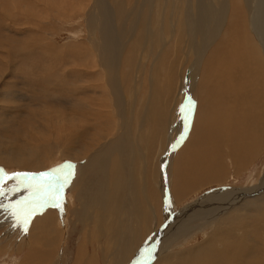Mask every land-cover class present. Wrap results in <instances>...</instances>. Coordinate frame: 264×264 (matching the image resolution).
Returning <instances> with one entry per match:
<instances>
[{
	"label": "bare ground",
	"instance_id": "1",
	"mask_svg": "<svg viewBox=\"0 0 264 264\" xmlns=\"http://www.w3.org/2000/svg\"><path fill=\"white\" fill-rule=\"evenodd\" d=\"M17 1L14 8H21ZM88 5L80 25L86 42L74 46V65L77 59L82 68L74 70V75L88 80L84 88L98 90L92 92L97 105L72 107V113L45 110L29 123L24 118L23 131L18 128L13 138L0 141V167L6 170L35 173L58 160L77 162L68 185L74 187L72 199L77 204L72 209L74 226L70 224L69 230L68 217L53 214V209L40 210L27 232L15 226L7 212L5 225L0 226V256H17L19 264H63L74 236L80 240L79 255L88 249V243L103 241L102 247L74 264H126L164 214V194H160L166 180L163 176L161 183L160 174L167 161L173 163L172 168L168 164L172 199L181 202L217 181V165L224 151L232 162L241 158L238 153H246L257 136L258 117L264 120L257 112L264 108V0H90ZM31 15L41 14L35 11ZM2 78L0 73V81ZM184 94L191 96L186 122L180 111L188 104L183 103ZM79 110L86 111L85 115L76 116ZM14 113L17 108L0 115L1 130L11 131V125L24 116ZM191 114L188 139L184 144L180 141L177 150L173 141L181 140L178 136L187 130ZM169 144L173 146L168 151ZM159 154H164L162 160ZM27 191L18 189L0 203L16 204L28 196ZM238 194L249 196L243 191ZM204 201L202 196L194 207ZM206 201L217 202V194ZM195 211L187 213L191 217L186 221L183 214L187 211L182 209L180 222L172 219L167 231H158L160 237L169 239L162 250L169 252L174 243L188 244L191 238L202 237L201 231H193L203 223L210 229L206 240L185 249L178 247L179 251H170L155 264L247 263L246 252L229 244L230 233L216 231L228 217L214 221L213 229V216ZM196 220L203 223L195 226ZM157 241L159 247L163 241Z\"/></svg>",
	"mask_w": 264,
	"mask_h": 264
},
{
	"label": "rangeland",
	"instance_id": "2",
	"mask_svg": "<svg viewBox=\"0 0 264 264\" xmlns=\"http://www.w3.org/2000/svg\"><path fill=\"white\" fill-rule=\"evenodd\" d=\"M14 1L0 0V73L3 75V78L0 81V89L2 90V91L0 90V92L3 94V97H1L0 94V110H1L0 115L7 113V111L11 112L12 108L13 109L17 108V114L14 113L12 115H18L19 113H21L24 116H19L22 117V119H20V121H17L14 125H11L10 128H13L12 130L10 129L11 131L8 132L0 129V137H2L0 141L3 139H7L9 137L13 138L18 133V128L21 129L19 131H23L22 129L25 127V125L21 126V123L24 118H27L29 123V120L30 118H32V116L34 117L36 115L44 114L46 111L49 114H53L56 113L58 110L62 111L68 109L69 113H72L71 110L72 107L87 106L91 108L97 105L96 101L92 100L93 99L92 92H96V91L98 92V90L91 89V91H89L90 89L84 88L88 84V80H85L84 77H79L74 75V70L76 69L80 70L82 68L80 64H78L79 60L77 59H76L77 64L74 65V59L76 57V54L74 52L75 50L74 46L77 43L86 42V36L84 35V33H81L83 29L81 30L80 25L83 24L85 21L86 14L84 12L86 9H88L89 7L88 3L90 0H38V1L18 0L17 4L22 5V7L18 8L16 6L17 9L14 8L15 7L13 5ZM29 4L32 5L33 7L32 6L30 7ZM27 5H29V7ZM25 8L27 10L24 13ZM29 10L31 11L30 15L28 14ZM35 11H38L41 15H39L38 17H34L33 15H31ZM88 95L91 98H89ZM84 97L86 98L84 99ZM189 98L191 100V96H189ZM87 100L90 101V103ZM184 100L188 102L187 94H184L183 103ZM80 102H82V104H80ZM193 106L196 107L197 104L193 102ZM61 111H59L60 112L59 114H61ZM257 112H260L264 115V108H261L260 111L257 110ZM85 113L86 111L79 110L78 112L75 113V115L76 116H79L80 114L85 115ZM191 117L193 120V115H192L189 118V123L185 133L183 134L180 133L179 134L180 136H178L180 139L182 137L183 138L181 140L176 138L173 141L174 142L173 145H176L177 150L179 147L178 145L179 143L176 140L181 141V143L184 140L183 142L184 144L186 142V139H188L187 135H189L190 133V128L192 124ZM258 123L259 125L257 132L258 133L260 132V134L257 133L255 140L251 141L250 148L248 149V151L246 153L244 151H240L238 155L241 158H237L239 160L235 159L233 162H232L233 160L232 157L230 155H226L227 153L224 151L220 155V161L219 164L217 165V177L219 176L217 178V181L213 184H207L204 187L198 189L199 192L198 190H196L195 192L190 193L188 195L190 198L186 196L184 200H182L181 202L176 201V203H174V200L172 199L171 189H173V185H172L171 176L168 173V164H169V168H172L173 163L170 164V161L167 159L169 161V162L167 161V168L160 174V179L162 178L161 183L163 182V176L165 177L166 186H163L162 188L163 191L166 192L165 193L162 192L160 194V195L164 194L162 195L163 196L162 205L165 206V211L163 212L164 214L161 216L162 219L159 225H157L159 227L156 229L157 227L156 224H153L154 226L153 231H151L148 235L146 234L143 237V239L138 244L141 247H137V246L135 247L133 253L134 255L133 254L131 255V260L130 261L128 260L126 264L127 263L136 264L140 250H142L141 248L145 247L146 244L149 242H151L150 246L155 247L153 253L154 255L153 259L152 261L149 262V264H155V262L159 260L162 256H165L168 253H171L172 251L174 252L179 251L178 247L184 246L182 249H185L187 247H191L195 243H198L199 241L203 240L205 237L207 238L208 233H210L209 227H207V225L203 223V221L201 222L200 220L199 221L196 220L195 226L199 223L200 224L203 223V224L200 225L199 230L193 232L201 231V233H203L202 237L197 235V237L191 238L188 241V244L186 242L180 244L181 241L174 243L173 244L174 246L171 245L169 247L171 249V250L169 249L171 252L170 251L168 252V249H166L167 251L162 250V247L165 244L164 242H168L169 239L166 238V235L160 237L161 235L158 234V231L164 228H166L167 231V229L169 228L168 226H170L171 224L170 222L177 221V219L179 218V213L180 211H182V209H185V212L187 211L185 214H183L185 215L184 217L186 221L189 216V214L187 213L195 210H196L195 212H201L202 214L205 212L204 213L205 216H209V214L212 215L213 220H211L210 222L213 221V225H212L213 229L216 227L214 221L220 220V222H222V217L224 216H226V218L228 217V219H226V223L222 222V225L219 227L221 228L220 230L217 225L216 231L219 232V231L227 230L230 233L231 238L229 239L230 242L229 244L232 246L235 245L237 249L244 251L247 254L246 256L247 263L245 264L264 263V251H263L264 250V237H263L264 210H262L264 209V205H263L264 203V171H263L264 170V120H261L258 117ZM17 124H19V126H17ZM30 124L31 126H33L32 122ZM246 129L247 128H245L244 131ZM173 145L169 144L168 146L169 148H167V150L168 151L171 150L170 148H172ZM181 145L182 144H180V146ZM215 145H217V142H215L212 146ZM159 156L161 158L159 159L162 160L164 154H159ZM246 160L248 161L247 163ZM74 162L70 159L58 160V162H54L52 163V165L49 164L44 169L38 172L39 173L46 172L50 169L56 168L66 163L73 165V168L75 170V168L77 167V162H75V165ZM226 163L229 165L228 167ZM234 165L236 168L234 167ZM0 168H2L10 176L17 172L39 174L38 172L33 173V172L19 171V169L6 170V168L4 167H0ZM238 168L240 171L238 170ZM235 171L238 173V175L236 174ZM222 175H224L226 178L224 176H223L224 178H222ZM15 183H17L15 180H9L7 184L4 185L6 191H8V197L13 194L11 189L16 187ZM73 188L74 187L71 186H67L65 188L62 195L61 208L50 206L41 209V211L46 209H50V210L53 209L52 211L53 214L61 213L63 217H68L69 222L66 224L68 226V230L70 229L69 228L70 224L71 227L74 226L72 209H75V207H77V204L75 202L76 199H72V196L74 194ZM19 190H25V188L24 189L19 188ZM239 191L241 192L243 191V193L249 196L244 197L242 195H239L238 194ZM215 193L217 194V202L214 203H212V201L207 202L206 201L207 197L211 195H216ZM25 194L28 195L29 192L27 191L25 192ZM219 194L221 198H219L220 197ZM255 195H257L258 197H256ZM202 196L205 199V201L202 202L203 204H199L198 206L194 207L196 201L199 200V198H202ZM223 197H225V199ZM232 197H234V199ZM19 199L20 197L17 199V201ZM5 200L6 199H3L2 201ZM66 200L68 201V203ZM13 203L14 202L11 203L5 202L3 205L4 206L6 205L5 206L6 208L9 205H14ZM208 203H211V205ZM239 203L242 204L240 205ZM217 206L219 207L217 208ZM168 208L169 210H171V212L169 216L168 215L166 216ZM186 208H189L188 209L189 211ZM40 212L37 214H40ZM6 215L7 212L4 210V208H0V226L5 225ZM196 215L197 214H195V216ZM220 215H222L221 218ZM249 215L250 218H247L249 217ZM172 219L174 221H172ZM162 222H164L165 224ZM177 222H180V220ZM248 224L249 227H247ZM224 225L226 226L224 227ZM160 226L162 227L160 228ZM38 229L37 231H40L42 227ZM255 230L257 231L255 232ZM156 233L157 235H155ZM78 236L81 237L80 235ZM234 236L237 243L234 239ZM159 238L161 242L162 241L163 242L160 243V246L158 247L157 240H159ZM164 238H166L165 239L166 241L164 240ZM251 238L253 239V242L251 241L252 240ZM147 239L150 240L148 241ZM244 239L245 241H243ZM79 242L80 240L79 238L77 239L76 236L72 238L71 244L73 247L70 253L65 254V256L61 255L63 256V260H62L63 264H74L75 261H79L83 256H85L83 258L85 259L86 256L90 255L91 252L94 253L98 246L102 247L103 245V241L94 242L93 245L91 243H88V245H86L88 246V249L86 251L83 250L84 251L83 255L81 254L79 255L78 254ZM143 243L145 244L143 245ZM148 245L149 244H147V246ZM166 245L164 247H166ZM92 246L93 249H91ZM241 246H243V248ZM219 247L220 249L222 248L221 245H219ZM83 248H85V246ZM136 249L139 250L137 251ZM161 252H163V254ZM59 254H61L60 250H59ZM4 263L19 264V260L17 256L16 257L0 256V264H4Z\"/></svg>",
	"mask_w": 264,
	"mask_h": 264
},
{
	"label": "snow or ice",
	"instance_id": "3",
	"mask_svg": "<svg viewBox=\"0 0 264 264\" xmlns=\"http://www.w3.org/2000/svg\"><path fill=\"white\" fill-rule=\"evenodd\" d=\"M186 110L190 113V98H188V104L182 106L180 110L181 117L185 122L187 120ZM177 142L179 143L180 141ZM72 177L73 165L67 163L39 174L17 172L10 176L0 168V200L8 198V191H6L4 185L9 180L17 182L16 187L11 189L12 192L19 188H25L29 192L27 197L14 205H9L5 208L3 203H0V208H4L9 213L14 220L15 226L27 232L32 219L41 209L50 206L61 208L62 194L70 184ZM153 253L154 247L146 245L140 251L136 264H149L153 259Z\"/></svg>",
	"mask_w": 264,
	"mask_h": 264
}]
</instances>
